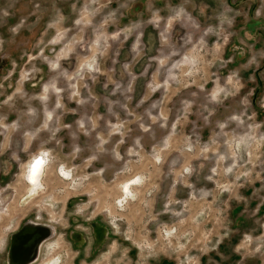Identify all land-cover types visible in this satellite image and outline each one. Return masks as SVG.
I'll return each mask as SVG.
<instances>
[{"label":"rangeland","instance_id":"rangeland-1","mask_svg":"<svg viewBox=\"0 0 264 264\" xmlns=\"http://www.w3.org/2000/svg\"><path fill=\"white\" fill-rule=\"evenodd\" d=\"M29 221L36 264H264V0H0V264Z\"/></svg>","mask_w":264,"mask_h":264},{"label":"clouds","instance_id":"clouds-1","mask_svg":"<svg viewBox=\"0 0 264 264\" xmlns=\"http://www.w3.org/2000/svg\"><path fill=\"white\" fill-rule=\"evenodd\" d=\"M55 160L56 157L52 150L42 148L34 153L25 163L24 178L29 183L31 191L38 192L45 189V177L51 166L55 163ZM57 171L65 180L74 181V170L67 165L61 164ZM142 179L143 178L138 175L121 185L125 199L136 198V193L132 186L141 183ZM47 264H64V258L61 254H53L48 258Z\"/></svg>","mask_w":264,"mask_h":264},{"label":"water","instance_id":"water-1","mask_svg":"<svg viewBox=\"0 0 264 264\" xmlns=\"http://www.w3.org/2000/svg\"><path fill=\"white\" fill-rule=\"evenodd\" d=\"M21 230L10 235L9 246L6 248V264H29L36 256L37 248L43 240L50 239L53 228L47 224H36L32 221L21 224ZM35 255V256H34ZM20 259L16 261V258Z\"/></svg>","mask_w":264,"mask_h":264},{"label":"flooded vegetation","instance_id":"flooded-vegetation-1","mask_svg":"<svg viewBox=\"0 0 264 264\" xmlns=\"http://www.w3.org/2000/svg\"><path fill=\"white\" fill-rule=\"evenodd\" d=\"M53 88H54V87H53ZM48 114H49V113H48ZM21 227H22V225L19 226V227L17 228L16 231H18L19 229L21 230ZM10 235H12V234H10ZM10 235H9V236H10ZM43 242H45V240H43ZM43 242H42V243L40 244V246L37 248L36 256L34 255V256H35V257H34L35 259L32 260L31 263H29V264H36L37 261H39V248L42 247ZM9 243H10V242H9V240H8V244H7V247H6V248H8ZM6 248L4 249V252H3V253H4V256H3V262H2V264H6V263H5V261H6V253H5ZM19 259H20V256H18V257L16 258V261L19 260ZM228 260H229V261H227L226 264H228V263H232V262H233V258H232V257L229 258ZM222 263H223V262H222ZM223 264H225V263H223Z\"/></svg>","mask_w":264,"mask_h":264},{"label":"bare ground","instance_id":"bare-ground-1","mask_svg":"<svg viewBox=\"0 0 264 264\" xmlns=\"http://www.w3.org/2000/svg\"><path fill=\"white\" fill-rule=\"evenodd\" d=\"M47 242H48V241L43 242V245H42V247H41V251H42V249L44 248V245H45Z\"/></svg>","mask_w":264,"mask_h":264},{"label":"crops","instance_id":"crops-1","mask_svg":"<svg viewBox=\"0 0 264 264\" xmlns=\"http://www.w3.org/2000/svg\"><path fill=\"white\" fill-rule=\"evenodd\" d=\"M47 116V115H46ZM134 186V185H133ZM223 263H224V261H222ZM162 264H164V263H162Z\"/></svg>","mask_w":264,"mask_h":264}]
</instances>
